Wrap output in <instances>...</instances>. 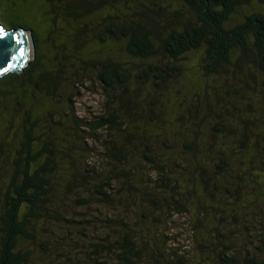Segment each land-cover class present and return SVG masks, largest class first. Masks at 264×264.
Returning <instances> with one entry per match:
<instances>
[{
    "label": "trees",
    "instance_id": "16d2710c",
    "mask_svg": "<svg viewBox=\"0 0 264 264\" xmlns=\"http://www.w3.org/2000/svg\"><path fill=\"white\" fill-rule=\"evenodd\" d=\"M252 1L46 0L45 40L10 15L36 56L0 78V264H264V13L232 18Z\"/></svg>",
    "mask_w": 264,
    "mask_h": 264
},
{
    "label": "rangeland",
    "instance_id": "374dc122",
    "mask_svg": "<svg viewBox=\"0 0 264 264\" xmlns=\"http://www.w3.org/2000/svg\"><path fill=\"white\" fill-rule=\"evenodd\" d=\"M119 5L123 13H127V14L132 13V11L124 8L122 4ZM129 5L131 4L129 3ZM248 9H250L249 11L259 10L264 13V6L259 5L257 0H253L251 5L247 6L245 9L244 8L241 9L239 11L240 13L232 14L233 20L237 22L238 21L241 22L242 18L244 17L243 14L246 13L249 14V11H247ZM46 10H49V5L46 3V0H3L0 5V22L2 23V25H4L7 28V26L9 25V21H8L9 17H11L10 15L11 14L16 15L18 12L21 11V14L29 18V22L37 27V31L39 32L41 39L45 40L47 38V33L49 31H50L49 33H51L52 30L55 28L53 27L52 19L46 15ZM112 10L114 15L120 14L119 11L113 8ZM57 21H58V27H57L58 31L57 34H54V36H56L58 41L61 42V39H65L63 36H65V34L67 33L65 31L63 32L62 29H69V31H71V28L62 20V18H59ZM35 56H36V51H35ZM31 61H33V59ZM22 73H17V74H22ZM79 91L80 94L75 99V104H74L76 110L75 113L79 118L90 120L93 119L95 116L100 115L104 111V103L106 102L105 100L106 98L103 95L104 92L102 90L101 84L96 79L94 81L93 80H90L89 82L87 81L84 84V86L80 88ZM33 102L35 105H41L43 103V101L40 98H36ZM23 126L24 124L22 123V121L21 122L18 121L17 124L15 123V128H12L10 130V133H8L7 135L8 141L10 139L9 141L10 145H12V143L16 140L15 137L14 138L11 137L19 135V133L23 130ZM0 131H3L1 124H0ZM8 148L9 146L6 144L5 149L7 151ZM263 212H264V206H263ZM56 228H58V226L52 229L56 231H50L52 234L48 233V235L45 236V238L43 239L48 238V240L53 241L55 239L53 233L57 234L59 232V230ZM60 232H62V229L60 230ZM168 238L170 240L173 239L172 245L176 246L177 249H181V248L183 249L181 252L188 253L192 251L193 244H190V242H192L191 241L192 234L190 233V230L185 222V219L182 218L176 219V222L169 229ZM178 239H180L182 242L177 244L176 240ZM59 241H61V238L59 239ZM39 254H40L39 248H36L35 255L33 256L34 258L32 264H39L40 262H41L40 264H47L52 261L51 257H46L45 259L42 260L39 257Z\"/></svg>",
    "mask_w": 264,
    "mask_h": 264
},
{
    "label": "water",
    "instance_id": "95a60500",
    "mask_svg": "<svg viewBox=\"0 0 264 264\" xmlns=\"http://www.w3.org/2000/svg\"><path fill=\"white\" fill-rule=\"evenodd\" d=\"M35 51L32 30H8L0 22V78L11 73H22L35 59Z\"/></svg>",
    "mask_w": 264,
    "mask_h": 264
}]
</instances>
